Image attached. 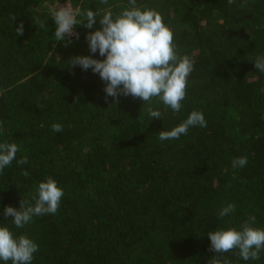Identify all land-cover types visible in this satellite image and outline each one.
<instances>
[{
  "label": "trees",
  "instance_id": "trees-1",
  "mask_svg": "<svg viewBox=\"0 0 264 264\" xmlns=\"http://www.w3.org/2000/svg\"><path fill=\"white\" fill-rule=\"evenodd\" d=\"M58 2L66 0H0V142L28 159L0 172V226L37 243L32 264H208L209 231L239 229L250 215L264 229V72L253 63L264 55V0H137L162 16L194 66L180 111L153 98L162 117L151 121L146 103L121 95L118 105L98 74L69 66L78 55L103 59L85 39L99 18L93 29L77 26L79 39L65 46L50 17ZM128 2L71 0L101 14ZM194 110L206 127L158 138ZM240 156L247 164L234 169ZM48 177L64 192L57 213L17 228L4 207L19 209ZM228 203L234 212L218 218ZM236 252L219 254L221 264H264V251L249 261Z\"/></svg>",
  "mask_w": 264,
  "mask_h": 264
},
{
  "label": "clouds",
  "instance_id": "clouds-1",
  "mask_svg": "<svg viewBox=\"0 0 264 264\" xmlns=\"http://www.w3.org/2000/svg\"><path fill=\"white\" fill-rule=\"evenodd\" d=\"M107 5L108 0H100ZM228 4L235 0H227ZM244 5L242 4L241 7ZM50 17L55 23L53 33L55 41H63L65 46L72 43L73 38L79 39L75 29L82 26L93 29L99 18L100 28L89 31L85 35L89 51L98 52L103 59H95L91 55H78L68 61L70 67L79 66L82 70L91 69L104 82L103 91L107 97L114 98L119 105V97L131 96L140 99L148 106L146 112L152 119H160L162 112L152 107L153 98H157L165 106L179 112L181 102L186 97L187 77L193 71V62L187 55H179L173 43V33L164 24L162 16L154 9L138 6L137 0H129L128 6L120 12L105 10L103 14L91 8L81 10L73 7L71 0L66 4L60 2L52 9ZM78 17L80 19H78ZM16 21V17L12 18ZM34 23L41 28L46 21L33 18ZM16 36L23 35L24 26L20 22L15 27ZM256 70L264 72V55L257 56L253 61ZM0 122V130H2ZM206 127L203 113L192 111L188 117L171 130L158 133L161 141L179 139L186 135L190 127ZM53 132H60L63 126L58 123L51 125ZM19 147L15 143L0 142V172L16 160L18 167L28 163L27 157L16 159ZM247 164V157H236L231 161L234 169ZM21 174L28 176L26 169L21 168ZM235 178V176H234ZM63 190L57 182L48 177L38 184L31 199L20 200L19 209L5 206L3 215L12 217L11 222L17 228H23L34 216L56 214ZM34 201V203H33ZM235 210V205L228 203L218 211V218L223 219ZM256 217L250 215L239 227L218 228L209 231L210 251L215 253L208 264H221L219 254L237 250L236 254L244 261L258 260L264 251V229L253 227ZM39 247L25 235L15 237L7 227L0 226V261L11 264H32L34 253ZM223 264H229L224 261Z\"/></svg>",
  "mask_w": 264,
  "mask_h": 264
},
{
  "label": "built area",
  "instance_id": "built-area-1",
  "mask_svg": "<svg viewBox=\"0 0 264 264\" xmlns=\"http://www.w3.org/2000/svg\"><path fill=\"white\" fill-rule=\"evenodd\" d=\"M64 4H66V3H64ZM64 4H61V5H64Z\"/></svg>",
  "mask_w": 264,
  "mask_h": 264
}]
</instances>
